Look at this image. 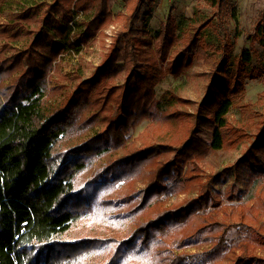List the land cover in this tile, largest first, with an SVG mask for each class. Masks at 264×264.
Segmentation results:
<instances>
[{"label":"trees","instance_id":"obj_1","mask_svg":"<svg viewBox=\"0 0 264 264\" xmlns=\"http://www.w3.org/2000/svg\"><path fill=\"white\" fill-rule=\"evenodd\" d=\"M237 1L205 0L218 18L229 12L234 15ZM122 2L119 13L111 10L109 0H78L75 4L74 0H36L32 7L22 0H6L0 5V16L8 10L13 19L11 23L0 22V38L6 39L0 45L1 68L5 75L16 69L23 72L24 66L32 71H24L8 87L13 90L11 94H0V264H70L72 261L62 260L60 254L56 256L55 249L86 245L82 236L77 241L60 239L82 216L91 221L97 217L109 221L128 219L135 227L128 239L117 244L113 235L96 239L92 248L101 250L100 256L105 255L102 264H220L224 258L230 264H264V233L255 226L259 213L244 210L242 193H235V188L228 196L216 193L213 186L220 183V176L200 186L198 197L170 204L173 196L189 190L184 183L199 181L196 161L227 145L233 98L245 92V80L261 77L264 71L251 66L250 50H244L234 60L231 47L218 49L205 42L201 37L203 24L178 34L171 13L161 25V44L155 50L152 40L142 37L146 31L140 24L146 27L159 0ZM72 6L78 11L93 10L87 25L90 37L119 20L123 26L115 33L93 77L82 84L67 108L52 114L42 103L44 75L37 62L41 56L33 55V48L37 42H49V61L59 53L58 40L72 30L68 26ZM15 8L20 9L19 13H15ZM34 20L38 27L33 30L38 34L32 48L28 46L15 61L4 57L11 48L7 41L29 35L24 24ZM249 38L264 47L263 21ZM143 53L149 54L140 61ZM218 56H222L220 60ZM197 57L205 60L207 69L206 94L199 106L204 114L194 115L172 101L168 105L154 102L155 86L162 74L160 63L169 58L168 72L178 76ZM1 96L6 99L4 103ZM82 104L87 105L88 118L84 122L79 121V114L84 111ZM168 118L193 123L189 138L177 151L165 145L142 149L134 148V143L129 145L130 132L139 124L150 121L148 128L152 129ZM85 125L94 130V137L70 149L67 155L63 153L62 158L67 156L66 163L71 166L65 167L63 162L57 168L56 154L61 142ZM208 125L211 145L196 135ZM236 132L247 138L245 130ZM102 150L112 151L115 159L80 184L79 179L84 177L79 176L85 167V163L77 162L80 153L95 156ZM119 150L122 154L118 157ZM259 153L264 154V125L255 134L250 155L255 158ZM250 155L246 159L252 162ZM247 160L245 164H250ZM189 163L193 168L185 171ZM256 168L257 175L264 177V163L256 160ZM142 178L145 187L136 190L134 184ZM224 201L242 208L246 214L229 217L227 207L222 206ZM222 211L232 221L237 220L241 230L243 239L235 246L228 241L232 223L218 218ZM208 244L209 248L201 253L184 252ZM91 246L86 248L92 250ZM78 259L73 260L74 264H83V258Z\"/></svg>","mask_w":264,"mask_h":264},{"label":"rangeland","instance_id":"obj_2","mask_svg":"<svg viewBox=\"0 0 264 264\" xmlns=\"http://www.w3.org/2000/svg\"><path fill=\"white\" fill-rule=\"evenodd\" d=\"M6 0H0L2 5ZM27 7H32L36 0H22ZM38 1V0H37ZM50 2L51 0H46ZM78 0H74V4ZM111 10L114 13H119L123 10L122 0H109ZM15 13H19L20 9L15 8ZM234 15L232 12L225 14L223 18L216 17L215 11L211 10L205 0H159L156 7L152 11L146 27L141 25V28L146 31L142 37H148L152 40L153 49H159L162 39L161 25L171 13L175 19L178 34L185 33L193 26L203 24L201 37L208 44L214 45L218 49L231 47L232 57L237 60L244 50H250L253 55L251 66L264 71V47L258 43L251 41L250 36L254 34L255 28L260 22H264V0H238L234 4ZM93 10L87 12L78 11L72 6V18L68 26L72 28L71 32L65 37L61 38L60 51L55 54L50 61L46 58L49 55L50 43H35L37 38V31L33 30L38 27V22L35 20L24 24L29 30V35L13 41H7L11 48L4 53V57L9 58L10 61H15L21 53L26 52L25 49L32 48L35 43L34 53L41 56L37 62L41 65L40 73L44 75V89L42 103L46 109L53 113L62 110L69 106V102L76 95L77 90L82 84L88 81L96 71V68L103 62L104 55L109 51L112 45L115 33L123 26L122 21L111 24L94 37H90L87 32V25L93 18ZM1 23H11L13 19L8 10L0 16ZM13 30H17L13 26ZM6 43V39L0 38V45ZM48 48V49H46ZM46 49V50H44ZM182 49V48H180ZM179 49V50H180ZM229 50H226L228 53ZM149 53L141 54L140 61L146 59ZM222 56H218L220 60ZM1 58V57H0ZM204 59L197 57L185 71L173 76L168 72L169 58L161 62V80L155 86L154 102H159L164 105L172 103L182 109L188 110L194 115L204 114L199 107L203 104L204 95L206 94V87L208 79L205 77L206 65ZM0 64V94L4 92L11 94L13 90L8 89L9 86L16 83L24 71H28L29 67L24 66V71L16 69L13 73L5 75ZM3 78V79H2ZM25 80H27L25 78ZM245 92L233 98V106L228 114L230 123V134L227 145L220 151L210 152L205 158L196 161L200 168L199 181L188 185L184 183L185 188H189L184 194L173 196L170 199V204L179 203L183 199H194L200 195L199 188L202 185L210 182L212 178L220 176V183L213 186V190L218 193L221 192V197L228 196L229 191L235 188L237 193L240 191L242 205L246 212L253 214L259 213L258 221L256 223L257 230L264 233V177L257 175L256 160L264 163V154L259 153L255 158H252L250 151L252 143L255 140V134L263 127L264 123V75L256 79L245 80ZM1 101L4 103L6 99L1 96ZM83 112L79 114V121L84 122L87 116V105L82 104ZM168 112H172L167 109ZM200 111V112H199ZM87 116V117H86ZM151 125L150 121H144L130 132L131 140L129 145L134 143V148H147L152 145H165L172 147L175 151L179 149L185 141L189 138L193 130V123L188 120L175 121L170 118L164 119L157 123L152 129L148 128ZM208 125L206 129H199L197 136L207 145H211L212 137L211 130ZM234 129V130H233ZM245 130L247 138L239 135L236 131ZM94 130L90 126H83L81 129L74 131L67 138L63 139L56 154V166L61 168L62 163H66V157L63 159V153L66 155L70 149L80 146L89 137H94ZM100 154L85 156L80 153L77 162L85 163V167L80 173V184L85 182L93 175V172L98 171L106 165L108 161H112V151H100ZM121 151L117 152L118 157L121 156ZM173 158L174 152L169 154ZM249 156L247 160L246 156ZM93 156V157H92ZM77 158V156L75 157ZM245 160L251 162L245 164ZM247 163V162H246ZM65 167H70L71 163H66ZM193 164H187L184 168L191 170ZM71 169H73L71 167ZM70 169V170H71ZM79 174V173H78ZM78 177V176H77ZM144 179L136 180L134 188L136 190L145 187ZM118 185L117 187H119ZM123 191V190H122ZM125 192V191H124ZM233 203L224 201L222 206L227 207L226 212L229 217H236L238 214H246L241 209L232 206ZM236 204V203H235ZM219 214L218 218L226 219V222L233 225V228L228 236V241L231 246H235L242 241L243 237L240 235L241 230L237 228V220H231L227 215ZM231 213V214H229ZM96 220V221H95ZM240 227V226H239ZM135 231L134 225L130 220H108L105 217L94 220L86 219L82 216L70 232L60 239L66 241H77L79 236H82V241L85 239V244H78L73 249L68 247L56 248L55 255H61L64 261L79 260L82 257L83 264L95 263L102 264L105 255L100 256L101 250L93 249L96 239L108 238L107 236H115L116 244L122 239H128ZM244 235V234H243ZM91 241V242H90ZM93 241V242H92ZM83 243V242H82ZM60 244H58L59 246ZM92 245V246H91ZM92 248V250L86 247ZM210 244L188 248L184 252L189 254L201 253L206 251ZM83 252L81 253V251ZM261 252H264L262 250ZM80 253V254H79ZM76 264H78L76 262ZM220 264H230L227 258H224Z\"/></svg>","mask_w":264,"mask_h":264}]
</instances>
